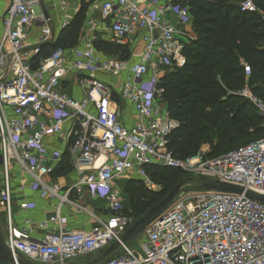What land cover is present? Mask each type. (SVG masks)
Segmentation results:
<instances>
[{
	"label": "built area",
	"instance_id": "obj_1",
	"mask_svg": "<svg viewBox=\"0 0 264 264\" xmlns=\"http://www.w3.org/2000/svg\"><path fill=\"white\" fill-rule=\"evenodd\" d=\"M37 3L9 0L0 15V205L10 225L14 180L18 188L26 187L55 204L39 223L48 228L41 240L25 239L9 226L4 242L12 264H68L114 241L119 242L118 250L99 264H264V203L244 194L196 188L204 181H220L264 195V137L217 155L198 149L179 159L166 149L167 135L177 122L159 108L157 84L164 69L183 63L182 43L191 35L188 7L173 0H150L148 6L139 0H101V17L114 16L110 30L117 43L126 45L135 33L147 30L133 41L136 60L127 66L130 75L121 87L122 97L135 111L134 122L124 125L112 105L110 84L97 72L117 75L126 61L101 60L91 47L73 50L71 69L81 73L76 80L83 91L79 100L60 91L66 73L62 47L36 65L30 62L40 48L27 47V28L46 31L49 20L35 13ZM239 7L256 10L251 0L241 1ZM244 70L248 73L245 65ZM237 94L264 117V100L247 87ZM52 137L61 140L60 149L48 150L44 142ZM65 150L78 176L62 186L50 174ZM151 164L181 169L189 177L185 182L195 187L186 188L184 182L174 200L145 226L140 245L131 247L120 239L134 220L122 212L114 181L134 173L155 191L158 187L144 171ZM21 175L27 177L26 185ZM85 191L91 198L107 200L111 220L90 230H68L62 209L83 211L78 200ZM29 207L27 202L19 205L21 210Z\"/></svg>",
	"mask_w": 264,
	"mask_h": 264
},
{
	"label": "trees",
	"instance_id": "obj_2",
	"mask_svg": "<svg viewBox=\"0 0 264 264\" xmlns=\"http://www.w3.org/2000/svg\"><path fill=\"white\" fill-rule=\"evenodd\" d=\"M241 1L173 0L188 7L191 35L182 43V65L166 71L157 87L169 118L177 122L167 135L166 149L179 159L194 155L203 144H210L209 154L217 155L240 138L252 136L253 142L264 137V117L254 114L252 104L237 94L247 87L264 100V0H251L255 11H241ZM85 10L81 4L54 46H75ZM94 47L128 58L127 51L111 42L94 43ZM69 168L65 153L53 173ZM144 171L158 189H147L141 180H127L124 190L130 208L123 213L134 221L180 181L189 179L175 167L151 164ZM0 264L12 263L0 257Z\"/></svg>",
	"mask_w": 264,
	"mask_h": 264
},
{
	"label": "crops",
	"instance_id": "obj_3",
	"mask_svg": "<svg viewBox=\"0 0 264 264\" xmlns=\"http://www.w3.org/2000/svg\"><path fill=\"white\" fill-rule=\"evenodd\" d=\"M8 3L9 0H0V15L5 10ZM139 3L143 6L144 5L148 6L150 4V0H139ZM81 4L86 5V10L84 12V18L81 22L80 35L78 37V41L73 47L70 48L62 47L64 49V58L66 61L65 64L66 73L62 78L60 91L67 95H70L71 97L77 100L83 97V91L76 81L78 78L81 77V73H77L75 70L71 69V60L73 59V50L75 49H84L91 47L101 60L115 59V60L126 61V68L119 74L113 75L105 71H98L97 77L110 84L112 88V95H111L112 105L117 107V109L119 110L121 123H123L124 125H129L135 120V111L133 108V103L128 99L122 97L121 87L124 81L128 80L130 75L127 66H129L132 62L136 60V58L131 54L133 41H135L138 37H140L141 34H146L147 30H141L135 33L130 38V42L127 43L126 45L117 43L113 36V33L110 30V24L114 16H110L105 19L101 17L100 15L101 0H66L64 4H61L58 0H45V1L43 0L42 7L47 12L49 19L47 23V30L44 31L38 27L27 28V36L25 38V43L27 47L32 48L34 46H38L40 48L39 53L31 55L29 60L33 65L34 64L36 65L38 60L42 56L48 54L56 47L54 45H56L55 42L59 34L73 20L75 14L80 9ZM34 9L37 15L42 13L41 12L42 9L39 3H37L34 6ZM167 17L171 20V22L174 24L175 27L177 28L180 27L179 23L176 21V18L173 17L172 14L168 13ZM187 28L190 30V25H188ZM1 33H2V27L0 23V36ZM100 42H106V43L111 42L113 44L120 45L124 51L128 52V58L120 59L119 56L115 54H108L103 50L96 49L94 47V43H100ZM170 69H174V68L164 69L159 74V77H161L166 71ZM158 106L161 110L167 111V104L165 102L159 101ZM44 143L48 147V150L60 149L62 145L61 140L57 137L48 138L45 140ZM202 146L205 147L204 144ZM65 153L68 159V164L70 166L68 171L62 172L60 174H54L53 172L57 166L56 165L54 170L50 174V179L59 183L62 186H67L71 184L74 180H76L78 176L77 169L71 165L68 150L63 151L62 155H64ZM20 179L25 180V185H26L28 180L27 177L21 175ZM131 179L142 181V179L137 175H135L134 173H131L128 177H119L114 181V188L118 192L119 198L121 200L122 212L123 209L130 208L129 196L125 193L124 186L127 180H131ZM17 184L18 182L14 180L12 201L10 205L11 228L13 229V231H18L19 233H21L23 235V238L25 239L41 240L47 234L48 228L40 227L39 223L42 219L47 217L44 211L50 209L55 204V201L49 202L45 199H40L34 191L26 187L23 188V186L21 188H18ZM72 197H74V195H72ZM78 201L79 204L82 207H84L83 211L79 212L75 208H66V207L62 209V213L66 218L65 227L68 230H90L92 227L96 226L98 222H103V223L110 222L113 213L110 211L106 199L101 197L91 198L85 191ZM22 202L29 203L30 207L28 209L21 210L19 208V205ZM0 225L4 237L8 233L10 225L8 224L6 210L2 205H0ZM52 226L53 225H50L49 227ZM140 235L141 234H139L135 238L137 239ZM137 241L138 242L136 243L135 247H138L140 245V243L143 241V238L142 240L137 239ZM127 244L131 247H134L130 245L129 242ZM101 253L102 251L96 252L95 254H97V256L90 258V260L84 262V264H88L95 260L97 262L103 260V259H99ZM81 257L83 256H79L75 258L74 260L70 261L68 264H79L77 263L78 262L77 259ZM34 264H38V263L34 262ZM48 264H56V263L53 262Z\"/></svg>",
	"mask_w": 264,
	"mask_h": 264
},
{
	"label": "water",
	"instance_id": "obj_4",
	"mask_svg": "<svg viewBox=\"0 0 264 264\" xmlns=\"http://www.w3.org/2000/svg\"><path fill=\"white\" fill-rule=\"evenodd\" d=\"M39 4L41 7V12L45 18H48V14L45 9L42 7L43 0H39ZM185 181H180L177 185H175L159 202L150 207L142 216L138 217L125 231L122 235L120 241L123 244H127L131 240H133L136 236L142 233L145 226L153 220L161 211H163L176 197L179 190L182 188ZM196 188L208 189V190H217L221 192H231L235 194H244L245 197L250 198L252 200H256L264 203V195L256 194L252 191L245 190L243 187L239 185L229 184L220 181H204L196 186ZM119 247V242H112L102 253L100 254L99 259L108 260L111 254L116 253ZM0 257L5 259L6 261L12 263V260L9 257V253L6 249L4 237L0 225ZM98 259V260H99ZM18 264H30L27 261H18ZM88 264H99L97 262L92 261Z\"/></svg>",
	"mask_w": 264,
	"mask_h": 264
},
{
	"label": "rangeland",
	"instance_id": "obj_5",
	"mask_svg": "<svg viewBox=\"0 0 264 264\" xmlns=\"http://www.w3.org/2000/svg\"><path fill=\"white\" fill-rule=\"evenodd\" d=\"M254 113V111L252 112V114ZM257 112H255L254 114H256ZM252 140H253V137L251 136H249V137H246V138H240V139H238L237 141H236V143L235 144H233V145H231V146H229V147H225V148H223V149H221V151H219L220 153H224V152H226V151H228V150H231V149H233L234 147L236 148V147H238V146H242V145H246V144H249V143H251L252 142ZM204 146L205 147H203L202 145L200 146V148L199 149H207V150H210V149H212L211 148V146H210V144H204ZM203 147V148H202ZM187 181V180H186ZM186 184H185V187L186 188H189V189H192V188H194L195 187V183L194 182H192V181H188V182H185ZM138 240H142V236L140 235L138 238H137ZM137 239L135 238V239H133L132 241H130L129 242V244L130 245H132V246H136V243L138 242L137 241ZM94 255V256H93ZM97 256V254H89V255H84L83 257H81V258H79V259H77V263H83L84 264V262H86V261H89L90 260V258H93V257H96Z\"/></svg>",
	"mask_w": 264,
	"mask_h": 264
}]
</instances>
